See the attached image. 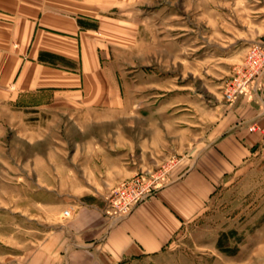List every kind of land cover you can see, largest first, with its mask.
<instances>
[{"label":"crops","instance_id":"obj_1","mask_svg":"<svg viewBox=\"0 0 264 264\" xmlns=\"http://www.w3.org/2000/svg\"><path fill=\"white\" fill-rule=\"evenodd\" d=\"M149 1L0 0V108L42 112L67 108L75 111L72 118L77 123L121 121L114 133L117 149L107 150L103 167L117 173L118 184L140 171H155L160 156L170 154L169 143L193 129L191 122L178 125L174 111L188 106L187 101L140 102L143 109L157 104L170 109L168 117L158 111V121L156 116L131 114L129 109L136 105L123 97L130 90V66L150 67L155 75L161 66L142 45L145 21L131 20V13ZM119 52L129 62L126 73L118 69ZM147 56L153 63L145 65ZM119 73L125 76L122 81ZM180 115L187 119L188 113ZM255 123L261 130H251ZM171 133L177 135L169 137ZM204 138L185 150L151 198L119 222H113L110 207L95 195L69 194L67 202L68 195L54 191L62 200L47 207L48 215L54 218L69 206L73 214L63 228L45 231L41 242L27 251L25 264H121L164 251L205 215L216 192L263 147V103L246 96L225 102ZM54 153L47 149L42 155ZM59 159L62 163L57 165L46 159L42 171H66V160ZM47 180L41 181L42 187H59Z\"/></svg>","mask_w":264,"mask_h":264},{"label":"rangeland","instance_id":"obj_2","mask_svg":"<svg viewBox=\"0 0 264 264\" xmlns=\"http://www.w3.org/2000/svg\"><path fill=\"white\" fill-rule=\"evenodd\" d=\"M141 7L131 13V20L145 21L142 45L147 54L159 58L156 63L161 66L156 75L150 67L130 66V90L123 97L136 105L129 109L131 114L156 116L158 121V111L170 115L169 108L157 107L160 102L187 101L188 106L174 111L178 125H193L186 136L178 134L169 143L170 154L160 156L162 165L173 157L180 160L188 147L205 139L226 102L223 88L234 67L243 62L253 43L264 41V0H150ZM115 55L119 71L128 72L126 57ZM151 56L145 65L153 63ZM118 77L122 81L125 76ZM149 100L159 104L139 108L140 102ZM182 111L188 113L187 119H181ZM75 115L67 108L44 112L0 108V264H25L27 251L41 242L45 231L65 226L70 217L64 218L63 212L69 209L73 214V206L54 218L46 212L62 200L54 191L68 195L67 202L69 194L89 193L113 206L111 191L120 180L103 167L107 150L117 147L114 133L122 127L121 121L119 126L82 124L73 120ZM151 122L147 121V128ZM47 149L56 154L42 155ZM59 158L66 160V171H42L46 159L57 165ZM47 179L59 187H42L41 181ZM121 264H264V145L243 171L216 192L205 215L164 251Z\"/></svg>","mask_w":264,"mask_h":264},{"label":"built area","instance_id":"obj_3","mask_svg":"<svg viewBox=\"0 0 264 264\" xmlns=\"http://www.w3.org/2000/svg\"><path fill=\"white\" fill-rule=\"evenodd\" d=\"M264 41L255 42L250 47L243 60L233 69L230 79L223 88V98L231 103L242 96L257 98L264 105ZM252 131L261 130L257 123L251 126ZM180 160L170 158L158 167L156 171H140L120 182L111 191L110 206L113 222H119L130 215L134 209L151 198L158 190ZM72 216L71 210L63 212L64 218Z\"/></svg>","mask_w":264,"mask_h":264}]
</instances>
